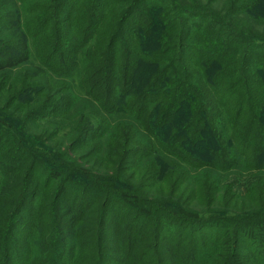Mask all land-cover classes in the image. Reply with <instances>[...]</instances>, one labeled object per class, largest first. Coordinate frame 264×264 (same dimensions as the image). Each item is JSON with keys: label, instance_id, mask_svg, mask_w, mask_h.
<instances>
[{"label": "trees", "instance_id": "16d2710c", "mask_svg": "<svg viewBox=\"0 0 264 264\" xmlns=\"http://www.w3.org/2000/svg\"><path fill=\"white\" fill-rule=\"evenodd\" d=\"M0 75V264H264V0H0Z\"/></svg>", "mask_w": 264, "mask_h": 264}, {"label": "rangeland", "instance_id": "374dc122", "mask_svg": "<svg viewBox=\"0 0 264 264\" xmlns=\"http://www.w3.org/2000/svg\"><path fill=\"white\" fill-rule=\"evenodd\" d=\"M209 0H205L206 3H208ZM213 7L215 9H220L222 8V1H217L216 3L213 4ZM29 69H33V68H29ZM3 76L0 75V79ZM164 136H167L168 134H163ZM90 167H93L96 171H102L103 168H96L91 164H88ZM135 171V169H132L130 171H127V175L129 174H133V172ZM187 175H184L183 177L186 178ZM263 176V175H260ZM259 178V175H240V174H232L229 176V179L224 182L223 185L220 186V188L223 187H228L229 189L231 188L232 190H234V192L238 193V194H246L248 189L252 186L253 182ZM135 184L138 186V188L140 189V191L138 192V194L142 195L145 198H152L154 195H157L156 193L158 192V195H161L162 198H165V195L167 193V186L166 185H161L159 183H156L155 185L152 183H146L143 186L142 184H139V181L137 179H134ZM188 185L190 187H187L184 191H182L183 188H185V185H180L176 191V195L175 198L178 199L179 201H183L184 198L186 197L189 202H193L194 199V195L191 194L192 192V187L190 184V181L188 183ZM164 187V188H163ZM190 194L192 196V199L190 200ZM185 195V196H184ZM190 207H188L189 209H191V205H189ZM198 208L200 210H202V204L198 206ZM246 250H249L251 252V248L248 246V244H244L243 245Z\"/></svg>", "mask_w": 264, "mask_h": 264}]
</instances>
